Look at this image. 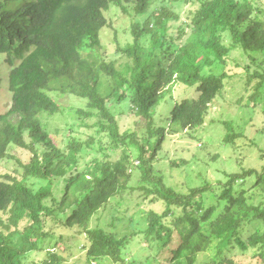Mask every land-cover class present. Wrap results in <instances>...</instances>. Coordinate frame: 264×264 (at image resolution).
Returning <instances> with one entry per match:
<instances>
[{
  "label": "trees",
  "instance_id": "obj_1",
  "mask_svg": "<svg viewBox=\"0 0 264 264\" xmlns=\"http://www.w3.org/2000/svg\"><path fill=\"white\" fill-rule=\"evenodd\" d=\"M150 3L151 0H137L135 9L143 13ZM199 3L182 40L183 29L178 39L167 33L166 6L153 10L143 22L136 20L133 42L122 49L126 59L118 62L116 58L106 61L96 51L102 45V29L111 28L106 13L111 4L121 5V0H0V53L6 54L4 59L10 66L11 92L9 108L0 113V159L6 157L12 144L32 152L31 160L22 166L21 177L4 174L0 179V264H27L24 253L41 250L40 241L47 234L43 230L45 220H56L58 216L63 217L64 226L86 230L91 242L87 249L90 257L123 262L128 235L102 228L87 229V225L131 180V153L121 148L131 144L139 149L140 181L152 185L146 188L142 184V189L156 193L165 203L160 214L148 211L145 229L146 239L157 238L158 251L165 249L169 254L162 264H197L198 255L214 245L224 256L222 263L228 260L222 251L233 241L241 249L250 247L254 255L264 257V169L261 173L253 168L243 174L230 173L219 196L223 200L219 211L218 203L204 204L207 186L181 193L166 186L162 177L153 175L152 161L164 138V127L153 128L152 110L163 92L174 83L196 88L197 95L174 103L169 115L171 124L196 129L204 123L225 77L224 73H203L202 69L224 61L231 49L240 48L254 59L253 54H264V16L259 15L264 10L253 0ZM226 31L230 34L229 45L223 42ZM148 35L149 43L144 45ZM102 74L111 80L107 92L102 90ZM50 92L85 99L87 110L79 112L85 116L96 113L99 131H105L112 145L118 146L119 157H94L81 169L78 153L86 152L84 148L80 150L83 143L67 140L63 148L56 147L39 118L41 112L53 114L59 108ZM121 100H127L131 109L147 120L149 135L156 136L154 141L144 139L148 157L134 132L120 131L111 102ZM10 117H17V121L12 123ZM37 143L45 145L42 153L35 148ZM99 149L104 151L103 147ZM253 172L257 175L255 185H260L263 192L258 203H253L243 189L237 195L233 193L234 182ZM60 176L64 178L57 184ZM29 179L46 183L34 188ZM254 221L260 222L263 230L243 240L242 227ZM174 233L179 238L175 247L170 246ZM48 257L45 264L61 260L52 252Z\"/></svg>",
  "mask_w": 264,
  "mask_h": 264
},
{
  "label": "rangeland",
  "instance_id": "obj_2",
  "mask_svg": "<svg viewBox=\"0 0 264 264\" xmlns=\"http://www.w3.org/2000/svg\"><path fill=\"white\" fill-rule=\"evenodd\" d=\"M253 1L264 10V0ZM136 3L137 0H121V5L111 4L106 13L111 28L102 29V45L96 51L106 61L113 58L118 62L125 61L122 49L133 42V24L136 20L143 22L156 8L166 6L168 35L177 36V39L183 35L179 40L184 39L189 32L191 16L200 5L199 0H151L147 10L138 13L135 9ZM259 15L263 17L264 13ZM182 29L184 31L179 36ZM148 38L149 35L144 38V45L149 43ZM223 42L225 45L230 44L228 31L223 33ZM5 55L0 53V113L6 112L11 103V92L8 89L10 66L4 59ZM253 55L255 59L240 48L231 49L224 61L218 60L202 69L203 73H224L225 77L222 89L210 104L204 123L196 129H183L169 122L170 109L174 103L184 98H194L198 93L195 87L181 83L172 84L163 92L152 110L153 128L164 127V138L152 161L153 175L162 177L166 186L181 193L188 192L190 188L207 186L204 191V204L209 206L218 203L217 211L221 210L223 200L219 196L227 185L230 173L243 174L252 168L261 173L264 169V54ZM161 58L163 61V56ZM110 81L109 77L102 74L101 85L105 92L110 88ZM50 95L59 103V108L53 114L41 112V124L52 135L56 147L63 148L67 140L76 144L83 143L80 150L84 148L86 152L81 150L78 153L79 168L82 169L94 157L99 160L108 159L104 154H108L110 159L119 157L121 151L118 146L112 145L111 137L105 131H99V117L96 113L85 116L79 112V109L87 110L85 99L67 93L50 92ZM111 103V110L120 131L134 132L140 143H143L145 156L148 157V145L144 139L154 141L156 136L149 135L147 120L131 109L127 100ZM10 121L15 123L17 117H10ZM24 139L30 142L26 133ZM35 148L42 153L45 145L37 143ZM121 148H127L131 153L132 178L126 189L112 197L92 216L87 229L102 228L120 236L127 234L122 252L124 261L114 262L107 257H90L87 249L91 242L86 230L78 226H64L63 217L58 216L56 220H45L43 230L47 234L40 241L41 250L24 253L25 263L45 264L50 252L61 258L55 264L164 263L169 256L168 252H164L165 249L158 251L157 238L149 237L151 239L147 238L149 241H146L145 229L149 223L148 211L154 210L160 214L165 209V203L156 197V193L147 192L141 187L142 184L146 188L152 185L140 181L137 146L121 145ZM31 156L32 152L28 148L15 144L8 146L6 157L0 159V179L4 174L21 177L24 171L22 166L31 160ZM63 178L64 176L58 177L57 184ZM256 178L257 175L253 172L238 179L233 184V193L237 195L243 189L253 203H258L263 192L260 185H255ZM30 181L34 182V188L46 183L34 179ZM256 230H263L260 222L246 223L240 236L246 240ZM178 241V235L174 233L170 246L175 247ZM218 250L215 245L208 247L198 255L197 264L213 263L214 260L220 262L224 256ZM222 252L228 260L219 264H264V257L254 255L255 251L250 247L241 249L234 241Z\"/></svg>",
  "mask_w": 264,
  "mask_h": 264
}]
</instances>
